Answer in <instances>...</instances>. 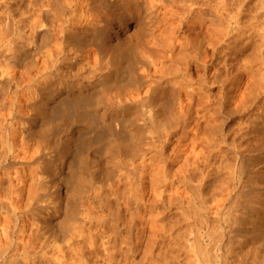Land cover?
<instances>
[{"label": "bare ground", "instance_id": "6f19581e", "mask_svg": "<svg viewBox=\"0 0 264 264\" xmlns=\"http://www.w3.org/2000/svg\"><path fill=\"white\" fill-rule=\"evenodd\" d=\"M2 5L0 264H264V0Z\"/></svg>", "mask_w": 264, "mask_h": 264}, {"label": "rangeland", "instance_id": "374dc122", "mask_svg": "<svg viewBox=\"0 0 264 264\" xmlns=\"http://www.w3.org/2000/svg\"><path fill=\"white\" fill-rule=\"evenodd\" d=\"M59 1H63V0H59ZM1 2H3V3H1ZM25 2V1H24ZM5 3V0H1L0 1V8L2 7L3 8V10L1 11V9H0V11H1V13H0V16L2 17H4V13H5V8L3 7L4 5H2V4H4ZM17 4H19V3H17ZM17 4L16 5H12V6H15V10H13L14 8L12 7V10H13V14L14 15H16V16H18L17 14H19V8H18V6H17ZM17 6V7H16ZM20 7V6H19ZM18 9V10H17ZM15 11V12H14ZM18 13H17V12ZM3 17H2V19H3ZM128 18V20H129V23L131 24L132 23V19H130V17H127ZM2 19L0 18V22L2 21ZM162 29V27H159L158 28V30H161ZM157 33L158 34H161L160 33V31L159 32H157V29L155 28V30L151 33V34H148V35H146L145 37H144V42L146 43V41H149L150 40V38H152V35H157ZM164 35V34H163ZM175 37V40H177V41H175L176 43L177 42H181L182 41V34L181 33H177V34H175L174 35ZM180 36V37H179ZM164 37V36H163ZM54 39H50V41L47 43V46H48V48H50L51 47V45L53 46L54 45V42H55V40L53 41ZM53 41V42H52ZM50 42H52L51 43V45L49 44ZM56 43V42H55ZM46 45V44H45ZM46 47V46H45ZM45 47L42 49V51H45ZM46 50H47V47H46ZM37 59H39L38 57H37ZM168 64H170V63H168L167 62V64L165 63L163 66L164 67H168ZM0 84H2V85H0V86H6V81H4V80H2V79H0ZM157 120H156V123H158L159 124V118H156ZM160 125V124H159ZM147 131V130H146ZM145 134H147V132H145ZM91 135V134H90ZM89 134H87V137L88 136H90ZM179 134H176L175 135V137H177ZM84 137H86V135H84ZM98 152V153H100V155L98 154V153H94V152ZM96 151H94V152H92V154L94 155V154H96V155H94L95 157H98L97 155H99L100 157H102L103 156V153H102V151L101 150H96ZM167 152H168V149H167ZM149 156L150 155H146L145 157H144V161H145V163H147V159L149 158ZM139 161L140 160H136V163H139ZM119 172H122V170H120ZM118 172V173H119ZM120 174V173H119ZM118 174V175H119ZM112 179H113V182H115L117 179H118V177H117V175L116 176H113L112 177ZM109 183H110V181H109ZM65 185H67V184H65ZM69 186H70V184H69ZM69 186H66V188L67 187H69ZM72 186V185H71ZM70 188V187H69ZM106 188H108V187H106ZM87 189V188H86ZM84 190L83 189V191H84V193H83V195H82V198L79 200V202H78V209L80 208L82 211H83V209H85V207H87V205L89 204V199H90V197L91 196H93L94 195V191L91 189H87V190ZM97 191V190H96ZM89 198V199H88ZM76 208V207H75ZM79 209V210H80ZM148 234V231L145 233V238L143 239V240H141L140 241V244H139V247H138V249L136 250V252H134L135 254H134V263L135 264H147L148 262H149V260H150V253H149V250L147 249V251H146V247H145V245H146V242L145 241H147V237H146V235ZM143 241V242H142ZM145 242V243H144ZM147 246V245H146ZM186 257V258H185ZM184 257V262L186 261L187 262V260H185V259H187V257H188V255L187 256H185ZM133 257H131V259H132ZM188 258H190V259H192L191 257H188Z\"/></svg>", "mask_w": 264, "mask_h": 264}]
</instances>
